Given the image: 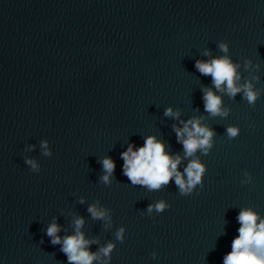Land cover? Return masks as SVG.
I'll return each instance as SVG.
<instances>
[{"label": "clouds", "instance_id": "clouds-1", "mask_svg": "<svg viewBox=\"0 0 264 264\" xmlns=\"http://www.w3.org/2000/svg\"><path fill=\"white\" fill-rule=\"evenodd\" d=\"M218 48L223 55L212 57L210 50L205 49L203 56L212 57L207 60L198 59L195 63L196 70L203 76H210L213 87L203 89L204 110L210 117L227 118L231 108L224 106L223 96L226 95L230 100H235L240 94L250 106H254L264 93V88H257L256 84L260 81L257 74L260 71V64L253 63L251 59H245L243 64L233 62L228 55L229 43L221 41ZM249 73V78H244L240 69ZM215 89V91L213 90ZM217 93H220L219 95ZM164 115L179 121L178 126L173 124V130L179 143L183 145V155L171 154L166 150V145L162 140L155 136H147L143 146L136 148L129 144L127 150L121 153L124 161L123 173L132 185L142 186L148 191H159L174 181L182 196H190L197 189L203 188L204 175L207 167L201 162L197 153L208 155L214 147V130L207 124L202 123L203 116H194L187 121L180 119V110H173L172 107L166 108ZM240 134V128L235 125L226 127V136L229 140L236 138ZM34 147V146H30ZM42 155L51 157L52 151L49 149L47 140L41 141ZM187 164L183 172L179 166L183 161ZM25 163L30 166L33 172H39L40 166L36 160L26 158ZM104 175L100 182L104 185H111L116 164L111 157L105 156L102 159ZM252 175L244 172L241 184L250 183ZM81 197L80 203H84ZM170 205L163 199L149 204L147 214L151 215L163 213ZM88 212L95 220L105 221V228L112 226L111 209L102 207L99 201L89 205ZM239 228L238 235L231 242V251L223 257V264H264V217L251 207L241 208L236 217ZM85 220L83 217L76 216L73 221L74 233L61 237V226L53 222L47 227L46 235L51 238L52 245H61V251L66 255L68 264H110L112 252L116 244L109 241L106 245L100 246L97 251H91L92 244H99L96 237L86 238L81 230ZM125 227H119L114 233L115 239L120 243L125 239ZM43 241H41L42 243ZM156 258V253H152Z\"/></svg>", "mask_w": 264, "mask_h": 264}]
</instances>
